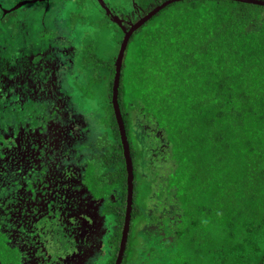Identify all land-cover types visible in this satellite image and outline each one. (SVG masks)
Returning <instances> with one entry per match:
<instances>
[{
  "label": "trees",
  "instance_id": "trees-1",
  "mask_svg": "<svg viewBox=\"0 0 264 264\" xmlns=\"http://www.w3.org/2000/svg\"><path fill=\"white\" fill-rule=\"evenodd\" d=\"M165 1L136 0L142 14L138 19ZM181 3L184 8L176 9ZM175 16L182 19L175 21ZM106 17L117 27L109 15ZM198 23L206 27L193 29ZM3 28L0 21V149L7 147L9 151L1 154L0 150L5 160L0 162V208L5 210L0 213V263L10 260L20 264L33 251L29 245L46 247L50 238L30 233L28 245L22 242L11 250L7 245L14 241L7 231L10 226L18 224L23 231L24 208L14 204L34 199L37 193L30 189L25 160L13 162L11 148L18 145L22 149L28 144L19 129L25 121L44 125L49 115L46 107L50 98H46L58 88L47 62L59 55L56 51L47 54V50L31 52L45 47L33 34L27 35L28 43L22 50L25 42L18 31L8 34ZM93 50V46L88 48L87 65L83 67H93L96 77L105 67L102 76L110 94L97 104L104 97L96 96L95 85L101 83L96 77L90 82L92 77L86 82L77 80L75 86L68 83L67 90L77 107L90 114L97 111L94 120L111 140L107 152H98L90 164L105 166L102 168L108 173L101 178L102 184L92 179L89 186L95 189L97 199L106 200L103 214L114 222L112 234L120 237L127 170L112 103L116 70L115 64L108 65L110 61H102ZM130 60L135 61L127 75ZM17 88L15 103L6 95ZM37 95L41 96L37 99ZM118 104L134 165L133 212L124 264H131L129 256L135 253L147 259L154 256L152 264H264V7L231 0H183L167 6L130 38L122 63ZM142 129L154 149V141L160 139L158 131L165 133V143H161L170 145V150L164 151H169L170 158H164V166L156 163L152 170L153 164L146 158L145 137L138 135ZM141 145L143 152L137 151ZM165 165L171 169L167 173L163 172ZM112 194L118 197L117 202L108 200ZM153 204L160 210L177 208L178 219L169 223L173 226L168 230L163 227L172 240L142 230L146 227L143 224L161 221L150 213ZM163 219L168 223L170 218ZM182 227L184 232L179 236ZM142 239L150 246L139 247Z\"/></svg>",
  "mask_w": 264,
  "mask_h": 264
},
{
  "label": "flooded vegetation",
  "instance_id": "flooded-vegetation-1",
  "mask_svg": "<svg viewBox=\"0 0 264 264\" xmlns=\"http://www.w3.org/2000/svg\"><path fill=\"white\" fill-rule=\"evenodd\" d=\"M49 1L50 0H45L44 2ZM27 5L28 4L24 6ZM11 9V7H5L3 0H0L1 23H6L8 19H13L15 21L17 10L13 11ZM134 12L136 14L133 20H131L130 17L122 19L123 26L125 25L127 30L131 28L130 26L127 28L130 23H135L141 19H138V17L142 15L138 7ZM113 15L117 16L118 14L114 12ZM11 25V31L23 30L16 21ZM117 28L120 29V26L117 25ZM52 34L53 32L48 29L45 34L39 35L46 36ZM42 36H40V38ZM53 52L55 53V51ZM47 54H49L48 51ZM59 57H61V60L63 59L61 55H59ZM51 61L56 62V59H51ZM73 63L74 62H66L69 72H71L74 67V65H72ZM58 86L59 85H57V87ZM19 88L15 89L14 92H7L8 94L6 97L14 100V97H16L20 90ZM48 91H50V89ZM62 91V87H58L54 92L50 91L49 97L46 98H50L46 107L49 111V115L43 120L44 125H33L32 121L27 120L22 128L19 127V129L22 130L21 137L28 144L22 143L24 146L22 149L18 145L13 146L11 149L14 154V159L12 160L11 157L7 158L8 162H11V160L13 162L14 160H25V165L28 171H30V173H27V179L29 180V184H31L30 189L34 188L37 190V193H34V199L30 198L31 201L22 200L16 204L13 203L17 208H24L23 211L25 214L21 219V221H23V231L17 226L18 224L10 226L7 231L14 241L7 242V245L10 250L11 248H16V245L22 242H26L28 245V243L31 242V240L28 239L30 238V233L50 238V241L45 244L46 247L40 246L39 244L35 247L29 245L33 248V251H31L28 257H24L23 260L20 261V264H111L113 259H115L114 264H116L123 231L120 237L118 233H110L115 226L114 223L109 225L112 220H110L109 216L107 217L106 214H103L106 200L97 199L95 189L91 190L89 186V181H92V179L96 180L95 174L97 171L98 181L101 184L103 182L101 178L108 173L106 168H102L105 166H99L97 164V166H94V168H96V171H94L90 169V164L96 161L95 156L98 152L102 151L104 154L107 152L109 146L111 147V140L106 138L102 127L100 128L96 122L91 124L89 118L81 116L84 120H89L88 124L90 126L88 128H80V125H76L75 123L72 124L70 120H74L77 114L72 112L69 104H73L72 101L74 98L72 95H62ZM2 93L3 91L0 90V96H2ZM40 96L41 95H37L35 98L38 99ZM13 102L16 103L17 101L14 100ZM63 106H66L65 109H63ZM75 106L77 107L76 103ZM72 115H75L74 118H72ZM20 119L23 121L22 117H20ZM30 119L32 120V117ZM76 129H80L81 138L75 139L74 131H76ZM16 138V141H18L20 136L17 135ZM120 139L122 143L121 136ZM11 140H13V138H11ZM34 145L36 146L35 148ZM151 148L153 147L151 146L149 149L146 148V158L149 159L150 164H153V159L149 156L151 154ZM15 149H17V152H15ZM0 150L1 154L9 152L7 151V147L1 148ZM3 161L5 160L0 157V162ZM155 166L156 164H153L154 168H152V170H155ZM73 167L79 168V174H75V172L71 173V168L73 169ZM5 171H7L6 168ZM3 176L7 179V175L3 174ZM22 189H24V187ZM108 200L117 202L118 197L112 194L109 195ZM10 207L11 206H7V209ZM151 208L153 209L150 213H155L161 221L159 220L146 225L142 222L141 225L143 224V226H146L144 229L142 228V230L153 231L156 235H162L164 240H172L170 236L164 234V228L168 230L169 227H172L173 225L171 226L169 223L172 222V220H177L179 214L176 212L174 214L176 217H173L171 214L169 215V212L174 210V208H171L170 211H168L169 209L160 210L156 204H153ZM3 211L5 210L0 208V213ZM126 211L127 198L125 219ZM167 216L171 219H169L168 223L163 219ZM75 222L77 223L75 224ZM158 229L162 232H159ZM4 232L6 233V230ZM145 244L149 243L147 240L144 241L142 239L140 240V244L138 243V246L142 247V245ZM125 254L121 264H124ZM135 256H139V253H135ZM6 264L16 263L15 261L11 262L9 260Z\"/></svg>",
  "mask_w": 264,
  "mask_h": 264
},
{
  "label": "rangeland",
  "instance_id": "rangeland-1",
  "mask_svg": "<svg viewBox=\"0 0 264 264\" xmlns=\"http://www.w3.org/2000/svg\"><path fill=\"white\" fill-rule=\"evenodd\" d=\"M26 1L33 0H3V3L5 7H11V10H13L18 4ZM106 1L108 8L113 13H117L118 15L116 17L120 20L126 17H130L131 20L135 18L134 16L136 13L134 11L137 8L136 0ZM175 7L176 9H183L184 5L183 3H181ZM18 9H15L13 11L17 10L15 21L18 22L23 29V31H18L16 33L18 37L22 38L23 42H25L23 43V46L21 45L22 50L26 49L25 45L28 43L26 42L29 38V36H27L28 34H33L40 37L42 35L39 34H45L46 30L48 29L53 32L52 35H46L47 37L44 35L42 36V39L39 38V40H41V46L43 43V45L45 46L44 48H36V51L32 49L31 52L37 53L41 52V50H47L49 54L52 55V52L56 51L57 54L63 57L62 60L61 57H59L56 62H47L49 64L48 66L50 67L51 72L55 73L56 75V84L63 89L61 93L62 95H71L68 94L69 90L67 89L70 88L68 83L74 84L75 86V84L78 83L77 80L86 82L88 81V79H90V77H92L88 81L90 82L96 77V71L93 69V67L90 66V69L83 67L87 65L86 62L88 61V59L86 60V54L90 46H93L94 48L93 54L96 55L97 53L98 58H100L102 61H110L107 63L108 65L110 63L116 64L121 49V40L124 38V32L121 27L120 29H118L114 23L107 20L105 10L101 5H99L98 0H50L49 2L37 1L35 3L30 2L27 6H22V8L20 7V9ZM173 18L175 21H180L182 19V16H175ZM6 21V23H2L4 27L3 29H6L8 34H13L14 32L11 31L10 25L12 23H15V21L13 19H8ZM135 23H133V25ZM150 27L151 24L149 28ZM204 27H206V25L201 23L193 25V29L196 30ZM24 53H26V51ZM44 57L48 56L45 55ZM134 61L135 60H130V62H127V75H130V72L134 66L132 65V62ZM66 62H74L72 64L74 65V67L71 72H69V68L66 65ZM105 70V67H103L97 71L96 78H98L97 80H100L101 83L99 85H95L96 89H94L97 94L96 96L99 95L101 97H104L98 99L97 104L105 101V99L107 98L106 96L110 94L108 84L106 83L104 76H102ZM68 73L70 75L69 78ZM72 78H74L75 81ZM106 88L108 91H106ZM69 105L72 112L74 114H77L74 120H70L72 124L75 123L76 125H80V128H88L90 126L88 124L89 120H91V124L95 122L94 118L97 111H95L93 114H90L89 112H87V110L83 111L84 109L76 107L75 103ZM97 108L98 107L95 106L96 110H98ZM74 116L72 115V118H74ZM81 116H85L86 118H89V120H84V118H82ZM74 135L75 139L81 138L82 136L80 133V129H76V131H74ZM138 135L140 138H142L145 137L146 133L142 129L139 130ZM157 135L160 136L159 141H154L157 147L155 149L154 147L151 148V154L149 156L153 159V164L157 163L163 166L164 158H170L169 151L168 153L164 152L167 149L170 150V145H168L167 142L165 146L161 143H165V133L163 131H158ZM144 144L149 149L151 147L150 139L145 137ZM140 149L142 150V152L144 151L142 145L137 148V151ZM160 153L162 154L160 155ZM160 156H162L163 158H161ZM90 169L96 171V168L94 167H90ZM142 169L143 167L140 168V171ZM170 170L171 169H169V167L165 165L163 172L167 173ZM73 172H75V174H79V168H71V173ZM95 179L96 181H98V171L95 174ZM176 209L177 208L175 207L174 210L170 211L169 215L171 214V216L176 217L174 216V214L176 213ZM112 223L114 222H110L109 225ZM141 232L142 230H139V233ZM183 232L184 227H182V229L180 230L179 236H181ZM110 233L112 234V231ZM144 246L149 247L150 244H146ZM131 248L132 243L130 245V249ZM151 248L153 247H150V250ZM129 259L131 260V264H152V262H154L156 258L153 256L147 259V257L145 258V256H142L141 254H139V256L130 254ZM143 259L145 262H143Z\"/></svg>",
  "mask_w": 264,
  "mask_h": 264
},
{
  "label": "water",
  "instance_id": "water-1",
  "mask_svg": "<svg viewBox=\"0 0 264 264\" xmlns=\"http://www.w3.org/2000/svg\"><path fill=\"white\" fill-rule=\"evenodd\" d=\"M45 1V0H33V1H26L18 4L13 10L18 9L26 4H29L30 2ZM183 0H167L161 5L155 7L153 10H151L149 13H147L144 17H142L137 23L130 26L131 28L127 30L125 26H123V20H120L116 16L113 15L112 11L108 8V6L105 4L104 0H98L102 8L106 11V14L109 15L112 20L121 27V29L124 32V38L121 44V49L116 61L115 65V77H114V85H113V96H112V102L115 110L116 119L118 122L121 138H122V144L124 149V157L126 160V169H127V211H126V219L124 223V229L122 234V240H121V246L119 250V255L117 259L116 264H121L123 260V256L126 251L127 241H128V234L130 231V221H131V213H132V205H133V193H134V167H133V161L130 154V146L126 134V129L124 125L123 118L120 113V108L118 104V88H119V81L121 76V70H122V63L125 51L127 49L129 40L131 36L134 34L135 31H137L140 27H142L145 23H147L150 19H152L156 14H158L161 10L166 8L167 6L180 2ZM231 1H238L242 3H248V4H254L258 6L264 7V1L262 0H231Z\"/></svg>",
  "mask_w": 264,
  "mask_h": 264
},
{
  "label": "clouds",
  "instance_id": "clouds-1",
  "mask_svg": "<svg viewBox=\"0 0 264 264\" xmlns=\"http://www.w3.org/2000/svg\"><path fill=\"white\" fill-rule=\"evenodd\" d=\"M124 125H125V123H124ZM125 129H126V127H125ZM129 142V141H128ZM130 146V145H129Z\"/></svg>",
  "mask_w": 264,
  "mask_h": 264
}]
</instances>
